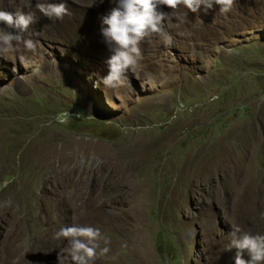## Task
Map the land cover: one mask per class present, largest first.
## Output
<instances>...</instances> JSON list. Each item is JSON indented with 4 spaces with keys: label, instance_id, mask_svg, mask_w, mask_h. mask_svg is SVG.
<instances>
[{
    "label": "rangeland",
    "instance_id": "1",
    "mask_svg": "<svg viewBox=\"0 0 264 264\" xmlns=\"http://www.w3.org/2000/svg\"><path fill=\"white\" fill-rule=\"evenodd\" d=\"M38 2L62 0H0L35 12L37 44L25 63L0 54V264H59L72 225L108 238L95 264H235L231 231L264 235V0L158 5L172 44L145 41L117 89L114 0H66L63 20Z\"/></svg>",
    "mask_w": 264,
    "mask_h": 264
},
{
    "label": "clouds",
    "instance_id": "2",
    "mask_svg": "<svg viewBox=\"0 0 264 264\" xmlns=\"http://www.w3.org/2000/svg\"><path fill=\"white\" fill-rule=\"evenodd\" d=\"M116 7L104 18L102 34L112 48L113 54L108 59V75L102 83L106 88L117 89L126 86L127 74L142 68L143 53L141 45L153 36L160 37L168 46L172 37L165 30V21L170 17L157 10L158 5H164L175 13L183 6L187 12L199 13L203 7L205 14L219 6L221 13L232 11L236 0H114ZM36 9L49 19L63 20L71 15L66 0L59 3H41ZM187 13H185L186 15ZM36 22L35 12H15L0 10V23L15 28L19 34H13L0 28V54H15L21 63L27 58L25 52L35 53L37 44L32 39H25L30 26ZM60 123H67L69 112H63L58 117ZM231 244L228 250L236 249L235 264H264V235L244 232L235 228L229 234ZM67 242V256L60 253L59 264L69 260L70 264H95V261L106 256L110 248L108 238L98 227L72 225L66 226L56 233V239ZM247 253L250 259H244Z\"/></svg>",
    "mask_w": 264,
    "mask_h": 264
},
{
    "label": "trees",
    "instance_id": "3",
    "mask_svg": "<svg viewBox=\"0 0 264 264\" xmlns=\"http://www.w3.org/2000/svg\"><path fill=\"white\" fill-rule=\"evenodd\" d=\"M60 253H62L63 255L67 256V252L65 250L61 251Z\"/></svg>",
    "mask_w": 264,
    "mask_h": 264
}]
</instances>
